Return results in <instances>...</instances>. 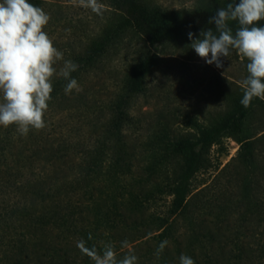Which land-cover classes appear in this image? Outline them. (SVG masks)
Here are the masks:
<instances>
[{
  "label": "rangeland",
  "instance_id": "374dc122",
  "mask_svg": "<svg viewBox=\"0 0 264 264\" xmlns=\"http://www.w3.org/2000/svg\"><path fill=\"white\" fill-rule=\"evenodd\" d=\"M146 1L159 19L179 22L207 21L222 5V0ZM99 2L104 5L102 15L73 0L45 1L42 9L50 15V21L44 30L63 53L64 60L73 61L74 56L85 53L92 40L118 18L107 0ZM190 44L152 47L133 28L125 31L89 69L79 83L82 91L72 97L74 103H85L88 108L76 104V109L51 118L47 123L49 129L59 136L72 137L74 144L80 143L76 152L82 155L91 145L93 124L97 119L108 118L110 105L119 95L131 66L156 54L157 65L130 107L133 122L126 128L128 140L145 154L152 139L156 142L163 137L194 138L196 123L209 126L219 121L232 109L233 99L243 94L239 81L247 76L248 61L232 50L228 58L221 57L223 67L217 68L200 58ZM62 65L60 61L55 67L59 70ZM258 101L248 121L255 135V170L240 162L237 140L225 138L223 148L214 146L210 150V167L192 180L185 215L170 217L173 198L167 194L145 202L143 212L126 213L127 225H119L113 233L118 259L128 251L121 247L127 240L138 264H179L181 254L193 258L195 264H264V100ZM99 110L104 111L103 115ZM173 163L176 168L182 165L181 159ZM142 166L143 162L135 168V178L129 177L127 186L146 194L151 183H146L147 174ZM14 201L17 195L12 189L0 194V208ZM159 219L173 223L171 236L158 238L164 231L159 227L162 223ZM190 220L195 222L198 232L209 235L202 238L203 243H192ZM164 240L169 243L157 259L156 249Z\"/></svg>",
  "mask_w": 264,
  "mask_h": 264
},
{
  "label": "trees",
  "instance_id": "16d2710c",
  "mask_svg": "<svg viewBox=\"0 0 264 264\" xmlns=\"http://www.w3.org/2000/svg\"><path fill=\"white\" fill-rule=\"evenodd\" d=\"M45 1L29 0L40 8ZM107 1L119 14L118 18L92 40L85 53L73 57L78 68L71 78L78 84L115 39L131 28L152 47L188 44L192 42L189 32L199 38L201 30L215 31V24H210L209 19L182 22L159 19L146 0ZM229 2L222 0L220 8ZM258 23L264 26V21ZM230 27L235 31L238 25L230 22ZM157 62V55L152 54L131 66L119 95L110 105L108 118L97 119L93 124L91 145H85L82 155L76 152L80 143L74 144L70 136L57 135L47 125L58 114L76 109V104L88 108L85 103H74L75 90L65 94L67 81L62 77L52 78L53 91L44 116L46 127L30 129L27 136H22L15 125L0 126V194L12 189L17 195L12 205L0 208V264H94L77 247V242L83 239L89 248L95 246L102 251L101 243H113L114 231L119 225H127L126 213L143 212L145 202L161 194L173 198L170 217L185 215L192 180L210 167V150L214 146L223 148L225 138L237 140L240 162L255 170V135L248 121L259 99L254 98L245 108L240 102L243 94L233 99L232 109L219 121L209 126L196 123L194 138L163 137L156 142L152 139L145 154L128 140L126 128L133 122L132 101L143 91L145 79ZM98 112L103 115L104 111ZM176 159L182 161L179 168L174 167ZM142 162L146 183H151L146 194L136 193L127 186L128 178H135V168ZM159 220L164 231L158 238L171 236L173 223ZM189 222L192 243H203L202 238L209 235L198 232L194 221Z\"/></svg>",
  "mask_w": 264,
  "mask_h": 264
},
{
  "label": "clouds",
  "instance_id": "9594fccd",
  "mask_svg": "<svg viewBox=\"0 0 264 264\" xmlns=\"http://www.w3.org/2000/svg\"><path fill=\"white\" fill-rule=\"evenodd\" d=\"M79 6L91 9L102 15L104 5L99 0H73ZM50 21V15L29 0H0V126L7 128L15 125L22 136L30 129L41 130L46 127L44 120L53 91L52 78L62 77L67 81L64 92L71 94L82 91L77 80L71 78L78 65L64 60L52 38L44 30ZM264 0H231L226 7L218 8L209 23L212 29L201 30L199 38L188 33L190 47L209 65L222 68L221 57H229L235 50L246 64L247 76L239 81L243 90L241 104L247 108L254 98L264 100ZM230 22L238 27L233 31ZM63 61L57 70L55 65ZM91 237L89 236V239ZM169 242L162 241L155 256L161 253ZM77 247L94 264H138L127 240L121 244L127 253L118 259L115 245L103 243L102 251L95 246L89 248L81 239ZM179 264H195L193 258L181 254Z\"/></svg>",
  "mask_w": 264,
  "mask_h": 264
}]
</instances>
